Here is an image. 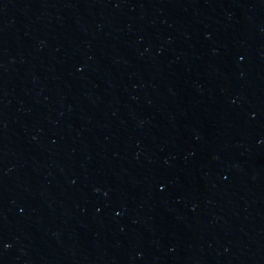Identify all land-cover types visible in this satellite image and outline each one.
I'll return each instance as SVG.
<instances>
[{
  "label": "water",
  "instance_id": "obj_1",
  "mask_svg": "<svg viewBox=\"0 0 264 264\" xmlns=\"http://www.w3.org/2000/svg\"><path fill=\"white\" fill-rule=\"evenodd\" d=\"M0 264H264V0H0Z\"/></svg>",
  "mask_w": 264,
  "mask_h": 264
}]
</instances>
